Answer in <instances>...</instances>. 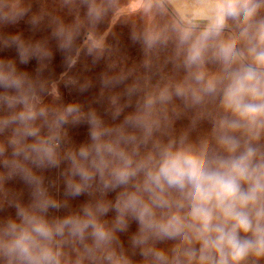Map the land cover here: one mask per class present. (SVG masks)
<instances>
[{"label": "clouds", "instance_id": "9594fccd", "mask_svg": "<svg viewBox=\"0 0 264 264\" xmlns=\"http://www.w3.org/2000/svg\"><path fill=\"white\" fill-rule=\"evenodd\" d=\"M202 2L212 13L206 17L210 23L198 34L192 28L178 33V47L185 50L186 80L174 89L165 85L146 93L113 125L91 111L86 120L89 142L63 157L58 151L63 128L81 122L80 106L38 108L43 83L5 69L0 61V88L5 90L0 101L12 109L0 117V131L15 125L12 164L32 187L31 203L17 205L15 218L0 222L3 264H61L59 244L65 240L84 244L76 264L101 258L109 264H131L111 248L119 239L117 231H127V217L138 223L132 244L140 248L144 264H248L250 257L264 258V0ZM155 3L163 7L164 0ZM88 14L95 22L101 10L93 4ZM229 19L240 31L224 38ZM57 37L62 51L75 48L74 31L61 28ZM156 43L157 37L146 38L147 47ZM100 46L93 41L88 54ZM209 59L219 63V73H208ZM22 62H27L26 55ZM68 63L74 67L76 58ZM124 78L123 73L104 74L102 81L120 84ZM135 90L128 88L130 93ZM173 95L196 102L206 95L219 96L223 115L212 124L214 147L207 139L193 146L184 137L179 142L160 138L168 120L162 106ZM122 111L116 107L113 119ZM39 118L42 125L36 123ZM44 126L47 133L42 135ZM62 159L69 165L68 195L99 191L103 197L114 191L115 203L100 199L86 203L82 214L49 219V209L61 205L47 194L42 177L28 164L57 167ZM110 209L116 213L114 227L101 220ZM165 240L174 242L170 251L156 247Z\"/></svg>", "mask_w": 264, "mask_h": 264}, {"label": "rangeland", "instance_id": "374dc122", "mask_svg": "<svg viewBox=\"0 0 264 264\" xmlns=\"http://www.w3.org/2000/svg\"><path fill=\"white\" fill-rule=\"evenodd\" d=\"M93 4L101 10L100 18L95 22L88 14ZM210 15L212 13L202 0H164L163 7L155 0L151 3L150 0H0V61L5 69H14L18 74L43 83L44 91L40 93L38 108L80 106L81 122L69 123L63 128L58 149L63 157L69 149L89 142L86 120L91 111H95L106 125H113L132 111L146 93L165 85L174 89L175 85L184 82L187 78L183 65L185 50L178 47L179 30L192 28L198 34L210 23L206 18ZM261 17H264V10ZM193 20L207 23H195ZM61 28L76 34L75 48L70 52L59 47L57 32ZM239 31L237 22L229 19L223 37L238 35ZM149 35L157 37V43L151 48L146 45ZM93 41L101 46L89 55L87 49ZM23 55L27 56L26 63L22 62ZM69 58H76L74 67L69 66ZM205 67L210 75L220 72L219 63L211 59ZM121 73L125 75L123 83L103 84L104 74L115 76ZM131 86L136 90L130 93L128 88ZM4 91L0 88V93ZM113 97L116 98L115 104ZM116 107L123 111L114 120ZM162 107L168 120L158 134L161 139L179 142L184 137L185 143L193 146L207 139L214 147L212 124L223 115L219 96L206 95L196 102L190 96L181 98L173 95L171 101ZM11 111L5 102L0 101V117L9 115ZM36 123L42 125L43 118ZM14 127L10 125L0 131V145L4 147L0 153V222L15 218L16 206H27L32 201V187L12 164L15 158L10 139ZM46 133L47 127H41V134ZM261 145H264V140ZM28 167L42 177L47 194L61 205L59 209H49V219L82 214L81 209L86 203L95 204L100 199L115 203L117 193L114 191L103 197L99 191L78 197L68 195L69 165L66 160L62 159L57 167L36 168L30 163ZM101 220L106 226L114 227L115 211L110 209ZM127 220V231H117L119 239L113 241L111 248L131 264H144L140 248L132 244L138 223L131 217ZM173 244L169 240L158 241L156 247L170 251ZM59 248L61 264H76L84 244L65 240L60 242ZM0 264H3L2 260ZM82 264L109 262L103 258L97 261L84 259ZM248 264H264V258L250 257Z\"/></svg>", "mask_w": 264, "mask_h": 264}, {"label": "water", "instance_id": "95a60500", "mask_svg": "<svg viewBox=\"0 0 264 264\" xmlns=\"http://www.w3.org/2000/svg\"><path fill=\"white\" fill-rule=\"evenodd\" d=\"M193 22H195V23H207V22L204 21V20H193Z\"/></svg>", "mask_w": 264, "mask_h": 264}]
</instances>
